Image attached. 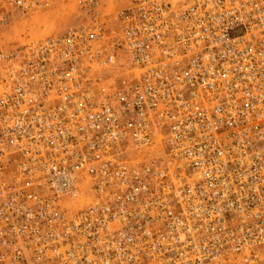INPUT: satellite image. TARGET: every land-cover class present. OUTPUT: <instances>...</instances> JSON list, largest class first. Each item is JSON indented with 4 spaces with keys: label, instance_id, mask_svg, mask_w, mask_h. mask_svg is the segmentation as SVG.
Wrapping results in <instances>:
<instances>
[{
    "label": "built area",
    "instance_id": "2783aa9c",
    "mask_svg": "<svg viewBox=\"0 0 264 264\" xmlns=\"http://www.w3.org/2000/svg\"><path fill=\"white\" fill-rule=\"evenodd\" d=\"M73 1L0 45V264H264V0Z\"/></svg>",
    "mask_w": 264,
    "mask_h": 264
},
{
    "label": "rangeland",
    "instance_id": "374dc122",
    "mask_svg": "<svg viewBox=\"0 0 264 264\" xmlns=\"http://www.w3.org/2000/svg\"><path fill=\"white\" fill-rule=\"evenodd\" d=\"M78 16V8L73 0H47V6L31 10L1 28L0 45H10L24 36L37 37L61 31L77 23Z\"/></svg>",
    "mask_w": 264,
    "mask_h": 264
}]
</instances>
